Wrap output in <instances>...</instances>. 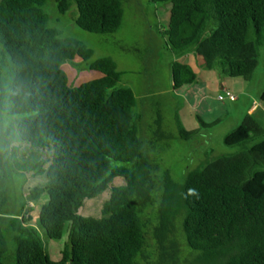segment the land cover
Segmentation results:
<instances>
[{"label": "trees", "instance_id": "1", "mask_svg": "<svg viewBox=\"0 0 264 264\" xmlns=\"http://www.w3.org/2000/svg\"><path fill=\"white\" fill-rule=\"evenodd\" d=\"M53 1L61 15L74 4L73 22L85 32L113 34L120 26L121 0ZM150 2L171 5L162 36L174 57L195 52L219 79H252L257 49L264 47V0ZM43 4L0 0V98L17 83L28 94L22 107L27 154L17 162L14 149L9 162L21 177L44 180L28 191V200L47 197L36 226L31 216L0 213L13 245L7 252L0 236V264H264V129L248 115L224 137L226 146L242 151L201 162L181 184L163 173L152 225L146 211L153 203L155 166L133 92L121 86L109 58L88 64L99 78L70 87L61 65L75 57L87 61L90 51L59 39ZM171 79L173 90L198 81L178 61L171 63ZM260 101L264 105V87ZM175 116L177 138L184 141L212 125L198 119L199 128L187 131L178 111ZM154 132L161 134V127ZM115 179L122 184L115 186ZM106 190L98 217L78 214L85 200ZM41 235L55 243L66 236L56 261Z\"/></svg>", "mask_w": 264, "mask_h": 264}, {"label": "rangeland", "instance_id": "2", "mask_svg": "<svg viewBox=\"0 0 264 264\" xmlns=\"http://www.w3.org/2000/svg\"><path fill=\"white\" fill-rule=\"evenodd\" d=\"M154 5L149 0H121L120 26L113 34L105 35L88 33L78 28L73 22L77 16L74 4H71L69 11L64 15L56 11L53 0H44L42 6V11L48 16V27L58 33L59 39L65 43L82 45L90 51V58L87 61L75 57L72 60L64 61L61 65L70 87H77L100 77L101 74L90 70L88 64L97 59L109 58L114 61L117 70L121 73L120 83L128 80L135 85L133 89L136 93L142 92V98L137 100L135 112L140 115L141 137L144 141L146 154L155 166L153 203L146 211L152 225L157 222V210L163 190V183L161 184L163 173L167 172L172 181L181 184L185 174L195 169L201 162L220 155L242 151L244 147L226 146L224 137L237 125L245 123V120L242 121L244 116L248 117L245 109L233 112L228 110L229 102L217 101L215 94L213 98L215 103L209 99L207 103L216 104L220 109H223L218 110L219 115L228 110L227 115L220 116V120L216 124L201 130L204 132L205 138H191L187 141L177 138L176 112L180 110L179 114L183 120L185 119L187 130L197 125L196 114L194 110L188 109L186 104L183 106L184 100L178 97L172 88L171 63L173 56L167 49L162 36L165 25H162L154 17ZM257 51L258 65L250 81L241 78H225L226 87L234 95H237L241 103L243 100L240 92L243 86H247L245 92L252 91L256 96L264 87L262 66L264 47H259ZM201 76L213 83L217 72L214 70L211 73L202 72ZM142 81L145 83L144 87L138 88L137 86ZM263 110L264 105L262 104L261 109H258L252 118L264 129ZM157 121L159 125H157ZM157 126L161 127V134L153 133ZM26 154L27 147L23 144L15 155L17 162H22ZM8 155L9 152H0V213L23 219L31 216L30 224L36 226L40 207L47 201V197L43 195L35 202L27 199V193L44 180L42 177L27 178L26 174H23L26 176L25 178L21 177L20 172L12 170ZM42 155L44 159L49 157L46 152H42ZM113 184L118 186L122 184V181L115 179ZM108 197L109 190H106L96 198L85 200L78 210V214L84 217H98L103 203ZM22 203L23 209H20ZM0 236L3 237L7 252L12 250L13 245L7 232V224L1 218ZM41 239L49 258L56 261L66 236L58 243L48 240L43 235H41Z\"/></svg>", "mask_w": 264, "mask_h": 264}, {"label": "crops", "instance_id": "3", "mask_svg": "<svg viewBox=\"0 0 264 264\" xmlns=\"http://www.w3.org/2000/svg\"><path fill=\"white\" fill-rule=\"evenodd\" d=\"M154 6H155L154 8L155 19L158 20V22H160L162 25H165V29H166V26L168 24L169 17H170L171 5L165 4V5H154ZM173 61H178L179 63L188 65L192 69L193 73L196 74L198 78V81L196 83L192 85H185V86L180 87L177 90H174L175 94L178 97H181L182 100H184L183 102L185 103H183V106L184 104H186L187 108L190 110H194L196 114L195 121H197V125L193 127L192 129L187 130L185 126V122H184L185 119L183 120V118H181V115L179 114L180 110H178V118L185 130L187 131L197 130L199 128L198 119H201L202 121L208 124H216L220 120L219 119L220 116L224 114L227 115L228 110L233 112L234 110H239V109L244 110L245 109L247 112L246 114L252 117L258 109H261L262 107V104L260 101L261 92L259 93L258 96H256L252 91L248 93L245 92L247 86H243V89L240 92V94H242L243 102L241 103L239 101V98L237 97V95H236V100L233 102L224 100V101L229 102V109L225 110V112H221V115H219L218 110H223V109H220L216 104L214 105L208 104L207 100L209 99L210 101L215 103L213 101L215 94L217 96V94L221 92L222 90L229 91V89L226 87L227 86L226 80L219 79L218 76L214 79L215 82L213 83H211V80L203 79V77L201 76V73L202 72L211 73L212 70H209L207 68L203 58L197 55L195 52H189L179 57L173 56ZM144 84H145L144 81H142L139 83L137 87L143 88ZM121 86L127 87L130 90H132L136 101L138 100V98H142V95H141L142 92L139 93L138 91V93H136L135 90L133 89L134 88L133 86L135 85L133 83L131 84L130 81L127 80V81L122 82ZM168 91H170V89H168ZM182 111L185 112L186 110H182ZM185 116H186V113H185ZM201 130L199 134H197L193 138L195 139L205 138L206 136L204 132Z\"/></svg>", "mask_w": 264, "mask_h": 264}, {"label": "clouds", "instance_id": "4", "mask_svg": "<svg viewBox=\"0 0 264 264\" xmlns=\"http://www.w3.org/2000/svg\"><path fill=\"white\" fill-rule=\"evenodd\" d=\"M27 95L24 85L17 83L7 88L0 98V152H11L26 142V117L22 107Z\"/></svg>", "mask_w": 264, "mask_h": 264}, {"label": "built area", "instance_id": "5", "mask_svg": "<svg viewBox=\"0 0 264 264\" xmlns=\"http://www.w3.org/2000/svg\"><path fill=\"white\" fill-rule=\"evenodd\" d=\"M217 101H224V100H228L229 102H233L236 100V95H234L232 92L230 91H225L222 90L221 92H219L217 94V96L215 97Z\"/></svg>", "mask_w": 264, "mask_h": 264}]
</instances>
